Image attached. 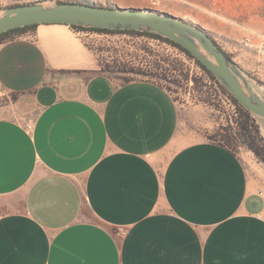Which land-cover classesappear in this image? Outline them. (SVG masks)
<instances>
[{"label": "crops", "instance_id": "1", "mask_svg": "<svg viewBox=\"0 0 264 264\" xmlns=\"http://www.w3.org/2000/svg\"><path fill=\"white\" fill-rule=\"evenodd\" d=\"M32 33L0 44V264H264V165L212 109Z\"/></svg>", "mask_w": 264, "mask_h": 264}, {"label": "rangeland", "instance_id": "2", "mask_svg": "<svg viewBox=\"0 0 264 264\" xmlns=\"http://www.w3.org/2000/svg\"><path fill=\"white\" fill-rule=\"evenodd\" d=\"M58 2H85L101 7L130 6L155 10L186 20L208 32L230 59L264 92V0H0V17L12 6L32 3L51 6ZM83 43L99 55L101 62L119 58L128 63L136 62L137 66L147 63L146 57L139 52L147 47L141 41L111 40L104 43L87 40ZM155 50L158 54H165L162 48L156 47ZM244 64H256L260 70L247 71ZM158 80L179 105L191 103L208 107L213 110V116H217L220 125L233 118L225 108L217 110V107L210 105L204 99L205 96L196 92L189 83ZM198 82L203 89V83ZM257 123L264 135V122L257 120ZM245 151L247 150L241 149L239 154Z\"/></svg>", "mask_w": 264, "mask_h": 264}, {"label": "water", "instance_id": "3", "mask_svg": "<svg viewBox=\"0 0 264 264\" xmlns=\"http://www.w3.org/2000/svg\"><path fill=\"white\" fill-rule=\"evenodd\" d=\"M64 24L85 28L148 32L169 39L201 63L256 120L264 122V92L250 80L211 35L181 18L150 9L101 7L89 3L9 8L0 34L30 25Z\"/></svg>", "mask_w": 264, "mask_h": 264}, {"label": "trees", "instance_id": "4", "mask_svg": "<svg viewBox=\"0 0 264 264\" xmlns=\"http://www.w3.org/2000/svg\"><path fill=\"white\" fill-rule=\"evenodd\" d=\"M63 3H68V2H58L57 4H63ZM32 4H36V3H32ZM18 6H22V5L12 6L11 8ZM43 25L68 26L64 24H43ZM38 26L41 25H30L2 33L0 34V44L16 40L20 36L28 32H34ZM69 27L75 30L93 31L99 33L146 35L148 37L164 40L180 48L181 50L185 51L189 56L193 57L189 52H187L177 43L153 33L129 31V30H107V29H97V28H85L78 26H69ZM199 65L203 67L210 75V77L219 84L223 92H225L230 96L232 101L237 105L239 111V116L235 126H232L231 124L219 125L213 133L211 134L206 133L205 134L206 138L209 141L216 143L222 146L223 148L229 150L233 154H239L241 149H245L253 153L256 159L264 165V136L260 130V126L257 123V120L253 117L252 113L246 110L201 63H199ZM100 67H101L100 69L101 73L114 76L120 79L123 83H127L135 79H146L155 82H157L158 79H165L174 82L178 81L181 83L187 82L189 83L190 86L194 88L196 92L201 93L203 97L205 96L204 99H206V101L209 100L207 94L209 90L203 91L202 86L199 84L198 80L189 77L187 74H184L182 68H179L175 64H144L143 66L142 65L137 66L136 64H129L128 62L119 58H111V60L109 59L102 61L100 63ZM13 99H15V97H13Z\"/></svg>", "mask_w": 264, "mask_h": 264}, {"label": "built area", "instance_id": "5", "mask_svg": "<svg viewBox=\"0 0 264 264\" xmlns=\"http://www.w3.org/2000/svg\"><path fill=\"white\" fill-rule=\"evenodd\" d=\"M71 29L75 35L83 40V42L87 40H91L92 42L110 41L113 37L117 40H120L119 37H121L124 40L144 42L147 47L141 49L139 52L146 57L148 61L146 64H175L179 68H182L184 74L201 81L203 83V89L205 91L209 89V93L207 92L209 97L208 103L217 107V110L225 108L233 116V118H230V120L225 122L224 125L231 124L232 126H235L239 116L237 105L232 101L228 94L223 92L219 84L210 77L207 71L199 65L198 61L180 48L164 40L148 37L146 35L110 34ZM22 37L33 39L34 34L28 32L19 38ZM156 47L162 48L165 51V54H158L155 50ZM129 63L137 65V63L133 61H130Z\"/></svg>", "mask_w": 264, "mask_h": 264}]
</instances>
